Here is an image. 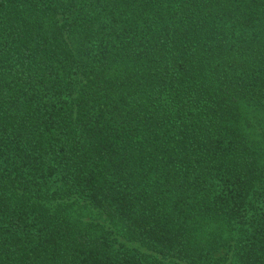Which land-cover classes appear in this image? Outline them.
Here are the masks:
<instances>
[{
	"label": "trees",
	"instance_id": "trees-1",
	"mask_svg": "<svg viewBox=\"0 0 264 264\" xmlns=\"http://www.w3.org/2000/svg\"><path fill=\"white\" fill-rule=\"evenodd\" d=\"M0 264H264V0H0Z\"/></svg>",
	"mask_w": 264,
	"mask_h": 264
}]
</instances>
